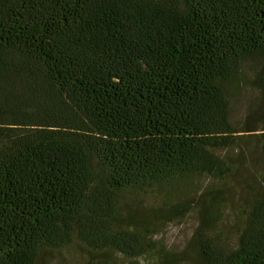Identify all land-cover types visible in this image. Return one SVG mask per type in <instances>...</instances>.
Listing matches in <instances>:
<instances>
[{"label":"trees","instance_id":"16d2710c","mask_svg":"<svg viewBox=\"0 0 264 264\" xmlns=\"http://www.w3.org/2000/svg\"><path fill=\"white\" fill-rule=\"evenodd\" d=\"M255 58L264 93V0H0V264H36L76 240L141 258L152 217L122 219V191L159 183L168 190L151 213L182 211L176 180L246 186L251 168L260 185L238 206L234 247L211 232L223 189H197L187 256L264 264V133L239 134L224 89Z\"/></svg>","mask_w":264,"mask_h":264},{"label":"rangeland","instance_id":"374dc122","mask_svg":"<svg viewBox=\"0 0 264 264\" xmlns=\"http://www.w3.org/2000/svg\"><path fill=\"white\" fill-rule=\"evenodd\" d=\"M262 59H244L240 61L237 71L232 77L224 82L225 94L229 103V113L232 125L241 131L240 135H256L264 133V93L259 86V74ZM245 149V148H244ZM247 151V150H246ZM241 149L232 151L229 155H241ZM219 155H228L220 153ZM244 155H257L256 152H247ZM248 173L246 186L229 177L225 181L215 180L209 176H196L191 181L194 187H183V181L175 183L179 188L174 191L172 201L174 204L189 206L187 210L179 211L181 208H174L170 211L161 209L152 214L153 209L160 207V196L168 188L161 184H155L146 190L135 188L122 191L119 199V212L122 219L130 215L147 217L151 215L149 225L150 251L148 254L137 259H128L113 252H94L77 240L69 247L51 250L42 249L36 264H86L87 262L110 261L115 264H161V261L168 258H179L182 253L186 256L192 250V241L201 222L202 200L197 198V189L212 187L223 189L225 206L222 210L217 224L211 229L212 234L218 238L220 245L224 248H233L237 241V235L241 229V218L238 217V206L251 201L255 189L254 185H260L256 174L257 170L251 168ZM251 178V179H250ZM191 192L188 193V190ZM209 196L206 200L209 201ZM210 231V229L208 230ZM161 251V252H160ZM170 255V256H168ZM179 264H201L193 255H188L186 260Z\"/></svg>","mask_w":264,"mask_h":264}]
</instances>
